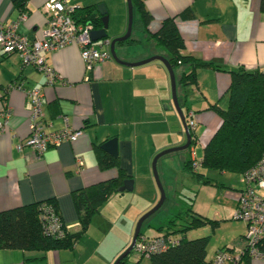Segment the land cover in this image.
Listing matches in <instances>:
<instances>
[{
	"label": "crops",
	"instance_id": "1",
	"mask_svg": "<svg viewBox=\"0 0 264 264\" xmlns=\"http://www.w3.org/2000/svg\"><path fill=\"white\" fill-rule=\"evenodd\" d=\"M17 1L0 0V22L5 26L16 23V32L29 39L42 38L43 31L49 26V16L44 10L49 0H24L22 8L18 7ZM68 2L75 7V17L79 20L81 16L78 13L82 8L89 7L98 14L99 5L106 9L108 36L92 41V44L107 52L109 57L87 69L77 44L47 52L46 62L55 72L53 81L47 83L42 71L22 65L17 53L4 54L0 47V98L6 96L11 111L9 124L0 133V211L54 200L68 231L78 230L79 218L73 194L109 180L118 173L116 167H99L98 147L118 160L119 166L133 180V187L110 195L92 215L87 230L72 247L47 251L0 249V264H113L130 245L136 221L160 197L152 172L153 158L162 150L179 147L186 142L183 123L173 104L171 80L165 65L157 59L130 65L156 55L168 58L165 47L151 37L164 19L174 17L185 44L183 54L213 62L222 68H199L195 72L196 82L186 85L181 82V74L189 72L190 67L180 66L173 70L177 97L184 100L183 115L186 123L187 119L195 121L192 138L196 139L195 143H201L202 154L205 143L221 122L211 105L227 106L230 70L239 67L264 69V10L261 9V0H144L145 8L152 16L147 29L132 25L129 39L115 46L118 58L127 64L114 60L109 51L110 41L126 32V0ZM188 10L186 16L181 15ZM15 83L42 92L43 122L47 131L68 127L81 130V135L75 140L49 147L40 158L27 146L19 148L29 135L31 103L21 90L10 88ZM112 138L117 140L115 156L102 148ZM187 150V159L176 151L163 155L157 161L165 194L168 190L171 196L170 211L183 208L177 182L179 177L189 172L185 162L200 163L202 159L197 161L193 145ZM76 158L82 159L79 167ZM239 190L233 194V203ZM210 218L218 224H205L210 230L203 231L201 235L209 236L205 264L211 263L218 250L238 252L245 247V223L244 229L238 226L218 236L222 225L232 222L228 216ZM167 220L158 221L160 224L151 223L154 232L151 235L148 231L141 232L142 236L153 238L163 235L164 231L158 229L165 226ZM188 232L184 235L187 239L201 237H188ZM169 235L175 239L182 237L181 233ZM144 257L140 255L129 264H151L148 257V262H141ZM245 261L246 264H264L260 260Z\"/></svg>",
	"mask_w": 264,
	"mask_h": 264
},
{
	"label": "trees",
	"instance_id": "2",
	"mask_svg": "<svg viewBox=\"0 0 264 264\" xmlns=\"http://www.w3.org/2000/svg\"><path fill=\"white\" fill-rule=\"evenodd\" d=\"M131 1L133 26L146 30L152 16L145 8L144 0ZM16 4L22 8L24 0H18ZM260 5L264 10V0H261ZM81 11L78 13L81 16L80 20L75 17L76 9L73 12V17L78 22L88 21L94 29L103 26L101 16L93 12L91 8L85 7ZM189 11L182 12L181 15L186 16ZM151 37L159 45L165 47L168 52L167 60L173 70L180 66L190 67L189 72L183 71L181 74V82L184 85L196 82L195 72L199 68L222 69L213 62L182 53L185 44L174 17L164 19L157 32ZM230 74L231 81L226 91L227 106L221 108L217 104L211 105V108L220 116L221 122L205 143L199 166L220 172L240 174L256 164L264 154V69L246 70L239 67L230 70ZM188 122L189 119H187V124ZM190 132L193 137L194 133ZM195 141L196 139L192 138V145ZM97 160L101 169L116 167L118 173L109 180L83 188L73 194L79 218L78 230L70 232L67 229L66 234L61 238H56L45 231L46 207H53L57 212L54 200L18 206L0 211V249L47 251L72 247L87 230L91 217L98 211L99 206L113 193H120L119 188L124 180L130 177L119 166L116 158L107 155L99 147ZM185 166L189 175L196 178L198 182L215 183L203 173L194 170L191 160L186 161ZM187 215L190 216L188 219ZM207 223L218 224L215 220L195 215L191 208L179 209L168 218L165 226L159 227L158 230L164 231L161 236L181 233L182 237L173 238L175 242L171 243L166 250L152 254L149 257L151 264L207 263L206 249L209 236L193 239H187L184 236L188 230L199 228ZM140 237H142L141 230L138 235V238ZM128 256L119 264H129Z\"/></svg>",
	"mask_w": 264,
	"mask_h": 264
},
{
	"label": "built area",
	"instance_id": "3",
	"mask_svg": "<svg viewBox=\"0 0 264 264\" xmlns=\"http://www.w3.org/2000/svg\"><path fill=\"white\" fill-rule=\"evenodd\" d=\"M48 14L49 26L43 31L42 38L29 39L16 32V23L5 26L0 22V47L4 54L17 53L24 66H33L42 71L47 83L55 78V72L46 62L45 53L77 44L81 58L87 69L104 61L109 54L92 44L90 22H78L73 17L75 7L68 0H49L44 5ZM23 17V16H22ZM10 88L21 90L31 103L29 121V135L19 145L29 147L40 158L51 146H57L64 141L75 140L81 135V130L66 127L63 130L49 132L44 127L42 92L39 89H27L21 84H12ZM6 96L0 98V133L9 124L10 106ZM189 130L195 127V121L189 119ZM82 159L76 158V164L82 165ZM199 163L194 161L193 168L197 170ZM242 184L236 202V209L232 217L246 224L243 236L245 247L238 252L226 249L218 250L211 264H246L245 259L264 261V154L259 161L240 175ZM45 231L56 238L66 234L67 227L63 224L59 214L53 207L45 209ZM175 242L171 235L137 239L134 251L139 255L150 257L161 252Z\"/></svg>",
	"mask_w": 264,
	"mask_h": 264
},
{
	"label": "rangeland",
	"instance_id": "4",
	"mask_svg": "<svg viewBox=\"0 0 264 264\" xmlns=\"http://www.w3.org/2000/svg\"><path fill=\"white\" fill-rule=\"evenodd\" d=\"M125 9H126V5H125ZM187 151H188L187 149H183V150H179L178 152L182 154L185 157V159H187L188 158ZM175 152L176 151L167 153V155L173 154ZM193 153L195 154L197 161L201 159L202 145L200 142L193 144ZM197 171L200 173H203L206 177L214 180L215 183L210 184V183L198 182L196 178L190 176L188 173L183 175V177H179L180 179L177 183H178V186L180 187L178 188L177 191L180 190L178 194L180 196L179 199H183V202H182L183 208H191V210L194 213H197L198 215H201L204 217H208V219L210 217H215V219H219L221 218V216H228V219L232 223L227 224L225 226L222 225V229L218 231L219 233L218 236L222 234H227L232 228H235L238 226L241 229H244L245 227L244 222L240 220H236L232 217L236 209L235 205L237 201L236 200L235 203H233L232 201L233 194L235 193L236 189H239V188L241 189L242 187L240 178H239L240 174L238 173L223 174L220 171L212 170V169H205V168H202L201 166H198ZM166 193L167 195H166L165 201L162 204V206L143 222L141 226L142 233H144L145 231H148L147 232L148 235H151L154 232L153 228L150 227L151 223L160 224L157 222L163 221L165 219L167 220L169 217H171L174 214V211L178 210L177 208L174 211L169 210L168 206H169V199L171 196H169L168 190ZM155 204H153V206ZM178 206L179 205H177V207ZM142 215L143 214H141V216ZM189 217L190 216L188 215L186 216L187 219ZM210 219H213V218H210ZM207 226L208 225H204L197 229L188 230L189 231L188 237L203 235L202 233L210 230V227H207ZM229 226H232V227L228 228ZM204 228H207V229H204ZM134 230H135V227H134ZM138 258H140V255L133 250L128 256V262L129 263L135 262ZM148 261L149 259H147V257H144L141 260V262H148Z\"/></svg>",
	"mask_w": 264,
	"mask_h": 264
},
{
	"label": "water",
	"instance_id": "5",
	"mask_svg": "<svg viewBox=\"0 0 264 264\" xmlns=\"http://www.w3.org/2000/svg\"><path fill=\"white\" fill-rule=\"evenodd\" d=\"M126 3H127V10H128V22H127L126 32L123 36L112 39L110 41V49H109L110 55L112 56V58L114 60H116L117 62L124 63V64H127V63L118 58V56L116 54L115 46L118 42H122V41L127 40L130 37L131 32H132V25H133L132 1L126 0ZM98 12L101 16V21H102L103 27L100 29H92L90 31V38H91V41H93V42L101 40L103 38H107V36H108L106 29L108 28L109 16L106 12V9L103 8L102 4L98 6ZM154 59L160 60L168 70L170 80H171L172 100H173L174 107L177 110V113H178V115H179V117L183 123L185 136H186V142L182 146L172 147L169 149L162 150L161 152L157 153L156 156L153 158L152 172H153V177H154L155 183H156L157 188H158L159 193H160V197H159L157 203L153 207H151L148 211L143 213L142 216H140V218L138 219V221L136 223L134 234H133L130 245L116 258V260L113 262V264H119L122 259H124L125 257H127L131 253V251L134 249V246H135L136 241L138 239V235L140 233L141 226H142L143 222L149 216H151L154 212H156L162 206V204L165 201L166 194H165V191H164V188H163V185H162V182L160 180L158 170H157L158 159L167 153L187 149L192 145V135H191V132L187 126L185 117H184L183 112H182V104L184 103V100L179 99L177 97L175 74H174L173 68L169 64L168 60L162 56L156 55V56H153V57L148 58L146 60H142L140 62L130 64V65L142 64V63L154 60ZM102 148L108 154L115 156L117 154V140H116V138H112V139L106 141L102 145ZM132 187H133V180L126 179V180H124L123 185L119 188V191L120 192L129 191V190H132Z\"/></svg>",
	"mask_w": 264,
	"mask_h": 264
}]
</instances>
